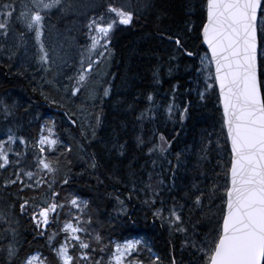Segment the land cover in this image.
<instances>
[{
    "label": "snow or ice",
    "instance_id": "obj_1",
    "mask_svg": "<svg viewBox=\"0 0 264 264\" xmlns=\"http://www.w3.org/2000/svg\"><path fill=\"white\" fill-rule=\"evenodd\" d=\"M149 6L147 2L142 5L144 8ZM87 7L92 14L81 13L86 16L83 24L86 42L80 46L75 74L67 76L69 83L64 85L66 96L76 97L82 92L94 66L110 57L109 45L114 31L119 26L132 25L137 18V12L126 5L116 6L109 2L101 11L92 5ZM71 8L72 5L66 4L65 0H20L19 3L16 0H0V37L9 39L14 25L21 24L28 32L34 33L39 53L37 63L43 71L47 73L55 66L57 73L64 75L63 68L68 66V61L54 50L50 54L42 38L46 20H50L53 10L64 13ZM203 9L205 19L201 22L199 37L207 48L199 56L197 82L200 77L203 78L204 91L197 88L196 92L203 100L206 93L218 88L222 113L220 134L215 141L219 157L216 167L220 169L216 177L222 183H214L208 192L196 184L192 185V190L185 193L192 201L187 221L182 215L185 205L176 202L175 198L172 207L167 209V217L163 207L155 208L152 215L168 224L170 234H184V246L191 249L192 264H264V0H204ZM192 30V27L187 28L188 32ZM20 35L23 37V33ZM160 38L173 42L181 54L188 57L198 55L188 50L179 36L161 33ZM22 43L21 39L7 48L0 45V52L6 53L7 60L12 61ZM170 59H176V56ZM41 80L43 83L38 87L41 95H45L44 85H53V81L44 77ZM108 94V89H105L104 95ZM45 99H48L47 95ZM147 100L152 102L153 96L149 94ZM62 101L63 97L61 100L52 99V103L59 107L64 106ZM13 107L3 104L5 120L13 116ZM173 110L174 105L169 104V117ZM175 110L183 121L189 107L184 106L182 110L176 107ZM146 111L152 113L151 108ZM144 116L145 113H141L138 119ZM150 118L154 119V114ZM69 119L72 124L76 123L71 117ZM96 123L99 124L98 116ZM81 136L88 139L83 127ZM91 136L95 137L94 128ZM158 139L159 143H152L151 146L142 137H137V142L148 148L149 156L157 152L163 156L169 152L171 142L162 134ZM17 143L27 148L29 142L8 128L7 139H0V170L8 173L12 169L0 184V223L8 225L0 230V240H7L10 233L11 242L0 245V264H163L161 256L141 239L117 242L97 231L93 227L88 202L63 188V185L69 184V178L65 176L62 181H57L60 160L55 153L62 142L56 135L55 122L49 125L45 121L39 135L32 141L35 163L30 167L35 171L28 170L27 153L13 148ZM212 143L209 138L208 145ZM63 147L66 152L72 151L70 146ZM120 147L123 148L122 145ZM207 150L201 149L205 153L201 159L206 158ZM10 154L16 159H12ZM152 163L155 167L156 161ZM168 163L171 166L172 162ZM91 167H96L94 160ZM46 176L50 178L46 179ZM131 183L132 192H143L147 197L143 203L152 210L163 190L164 180L154 181L153 175L149 174L144 187L137 189L135 180ZM58 187L60 190H57ZM43 188L47 192L41 198L39 191ZM28 192L37 195H29ZM61 192H66V195L62 197ZM206 196L219 198L222 215L201 235L196 232L199 221L193 223L191 214L203 209ZM128 199H131V194ZM116 200L119 212L127 216L124 201L118 195ZM160 203L163 205V200ZM17 207L19 216L28 218L33 239L45 238L51 260L39 251L21 254L23 247L18 239L21 234ZM189 223L191 236L188 235ZM142 248L149 253L146 259L141 258ZM170 264H177L175 256L171 257Z\"/></svg>",
    "mask_w": 264,
    "mask_h": 264
},
{
    "label": "trees",
    "instance_id": "obj_2",
    "mask_svg": "<svg viewBox=\"0 0 264 264\" xmlns=\"http://www.w3.org/2000/svg\"><path fill=\"white\" fill-rule=\"evenodd\" d=\"M203 1L65 0L66 4L72 5L71 11L64 13L53 11L50 20H46L45 34L42 38L49 51L52 45L59 48L57 43L70 40L73 42V49L70 51L71 59L68 66L63 68L64 75H59L55 66L47 73L43 71L37 63L38 45L31 46V41L27 52L28 55H32L27 59L28 61L17 64L12 60L8 63L6 53L0 52V101L3 102L0 103V131L4 125L11 126L16 135L23 136L29 142L27 148L30 149L32 141L39 135V130L45 121L49 125L55 122L56 135L62 142V146L55 153L60 160L57 181H62L65 176L69 178V184L63 185V188L88 202L93 217V227L97 231L102 232L106 238L110 236L117 242H123L132 237L141 239L152 248L155 254L161 256L163 264H170L172 256H175L177 264H192L191 249L184 246V234L175 232L170 234L169 226L153 217L150 210L141 204L147 197L143 192H132L131 180H135L137 189H140L148 182L149 174L153 175L154 181L163 179L167 186L166 191L161 192L156 204L164 199V204L173 205V198H175L176 202L185 205L182 215L186 221L188 220L190 215L188 209L192 201L185 196V193L192 190V185L196 184L208 192L214 183H222V180L216 177L220 169L216 167L219 157L215 141L220 134L221 124L217 93L214 91L212 97L206 98L197 106H190L186 118L180 125L172 131L170 136L164 135L171 142L167 155L172 163L168 171L152 169L151 160L153 157L156 159L159 153L149 156L148 148L137 142V137H142L148 142V146H151L152 143H159L158 137L151 138L147 129L132 131L131 128L133 124L139 123L135 120V114L141 110L148 94L154 91V74L160 64L159 61L165 56L166 46L170 45L172 48L175 45L173 42L162 40L160 34L174 35L179 32L178 36L184 40L188 50L198 53L204 49L199 37L201 22L205 17ZM109 2L116 6H130L137 12V18L132 25L119 26L114 31L109 45L110 57L102 59L99 65L94 66V71L90 74L82 92L76 97L66 96L64 85L69 83L67 76L75 74L80 46L86 42L84 35L86 30L83 29L86 16L81 13L91 15L88 5L95 6L97 11H101ZM145 2L150 6L142 7ZM137 3H139L138 6ZM82 5L85 7L81 8ZM141 7L145 10L142 11ZM193 19L197 20V24L193 26L194 30L188 33L187 28H183L182 25L183 23L188 25ZM3 41L2 38L0 45H3ZM184 58L187 56L184 55ZM41 77L53 81V85H44L43 91L48 99H45V95H41L38 87L40 83H43ZM117 84H120L122 88L115 94L119 101L117 104L119 110L116 111L111 104L115 99L113 91ZM34 89L37 90L34 91ZM105 89L109 92L107 96L104 95ZM6 94H9V99L4 100ZM62 97L63 107L52 103L53 98L61 100ZM3 104L14 105L13 116L8 120L4 119ZM97 116L99 124L96 123ZM69 117L76 123L72 124ZM82 127L87 132L88 139L81 136ZM145 127L148 126L145 125ZM92 128L95 129L94 138L91 136ZM209 138L213 141L210 146ZM64 145L70 146L72 151H64ZM121 145L123 148L120 147ZM23 148L26 147L23 146ZM202 148L208 149L205 159H201L205 156V153L201 151ZM61 152L64 154L61 155ZM177 154H179V161ZM27 157L28 170L35 171L30 167L35 163L33 152L27 153ZM161 158L160 155L157 160ZM93 160L96 163L95 168L91 167ZM176 164L179 165L178 172L174 170ZM11 171V168L8 173L0 170V184ZM132 173H135V176H131ZM57 190H60L59 187ZM12 191L15 192V189ZM46 192V188L41 189L40 197L43 198ZM28 194L37 195L34 192H28ZM64 195L66 192H61V196ZM117 195L124 201L127 208L138 205L142 206L143 210L132 216H124L119 212ZM221 208L219 198L210 199L206 196L203 209H197L194 214H191L193 223L199 221L196 232L202 235L219 221L222 215ZM16 214L20 220L21 235L18 239L23 247L21 254L39 251L51 260V252L45 247V238L33 239L32 226L28 218L19 216L18 207ZM187 226L188 235L191 236V224ZM6 227L8 225L0 223V230ZM7 235L8 239L0 240V245L11 242V234ZM148 255L146 249L142 248L141 258L146 259Z\"/></svg>",
    "mask_w": 264,
    "mask_h": 264
},
{
    "label": "rangeland",
    "instance_id": "obj_3",
    "mask_svg": "<svg viewBox=\"0 0 264 264\" xmlns=\"http://www.w3.org/2000/svg\"><path fill=\"white\" fill-rule=\"evenodd\" d=\"M19 2H20V0L17 1V3H19ZM138 5H139V3H137V6ZM141 10L143 11L145 9L141 7ZM53 11H55V10H53ZM68 11L70 12L71 9ZM204 15H205V12H204ZM204 19H205V17H204ZM196 24H197V20L193 19L189 22L188 25H187V23H183L182 26H183V28L192 27V29L194 30L193 26ZM191 32H188V33H191ZM21 33H23V37H21V35H20ZM178 33L179 32L174 33L173 37L178 36ZM2 38L3 37H0V41L2 40ZM21 39L23 40V43L20 46L19 50L16 52V56L13 58V60L17 64L28 61L27 59H29V57L32 55V54L28 55L27 51L30 49L28 47V44L30 41L32 44L31 46H35L37 44L35 41L34 33L28 32L21 24L16 23L14 25L12 33L10 34L9 39L5 40L3 38L4 41L2 42V44L4 46H6V48H7L13 44L19 43L21 41ZM165 41H168V40L165 39ZM168 42L170 43V41H168ZM57 44L61 48L60 47L55 48L52 45V49H50V54L54 50L60 56H63L64 58L68 57V59H66V60L69 62V60L71 59L70 58V51L73 49V42L70 40L68 42H60ZM201 44L203 46L202 39H201ZM203 48H204V46H203ZM164 51H165V56L163 59H161L159 61L160 64H159V66H158V68L154 74V79H155L154 80V87H153L154 91H153V93H149L153 96V101L149 102L146 99L141 110L139 112L136 111L137 114H135V120L138 121L139 123L133 124V126L131 128L132 131L133 130L139 131L141 129H147L149 131L148 134L151 135V138H154L155 136H157L159 138V136L161 134L168 137L171 135L172 131L177 126L180 125L181 121L178 117V113L175 110L176 107H179V109L182 110L184 106H188V107L197 106L198 104L202 103L206 98L212 97L214 91L217 93V88H216L215 90L206 93L205 98L203 100H201L199 98V96L197 95V92H196L197 88H199L200 91H204L203 78L200 77L199 83L197 82V77L199 75L197 72V69L200 67L199 56L204 54L205 48L203 50L199 51L197 53L198 54L197 56H194V57H188L187 56V58H184V54H180L179 52H177L176 45H174V47H172V48L170 47V45L168 47L166 46ZM173 55L176 56V59H170V57ZM5 57L7 59V54H5ZM78 61L79 60H76L77 64H78ZM11 62L12 61H8V63H11ZM121 88H122V86H120V84L115 85V90L113 91L114 96H115V94H117V90L121 89ZM8 95L7 94L5 95L4 100L9 99ZM117 100H118V97L115 96V99L112 100V104H111L112 108L116 111L119 110V108L117 109V104L119 103V101H117ZM218 102H219V99H218ZM169 104L174 105V110H173L171 117H169L168 112H167V107ZM219 107H220V105H219ZM149 108L152 109L151 114L146 111ZM220 110H221V108H220ZM141 113H145V116L143 119H138V117L141 116ZM152 114H154V119L150 118V116ZM141 121L144 125L141 123ZM145 125L148 127L146 128ZM103 126L106 127L105 125H103ZM8 128H11V126H9V125L5 126L4 125V127H2V130L0 131V139H7ZM23 146L24 145H20L19 143H17V145H13V148L17 151L26 152V153H32L33 152L32 147L30 149L29 148L24 149ZM10 156L15 157V156H12V154H10ZM158 158H160L159 154L156 155V159L154 157L152 158L151 168L168 171V169L170 168V165L168 163L169 160H168L167 153H165L161 159L157 160ZM34 159H35V157L33 155V160ZM153 160H155V161L157 160L155 167H153V163H152ZM149 163H150V160H149ZM174 170H175V172L179 171V165L178 164H176ZM166 187L167 186L164 184L163 190L161 192L166 191ZM162 200H164V199H162ZM141 204L143 206L145 205L143 203V201ZM145 206L148 210H150L147 205H145ZM159 207L164 208V210H165L164 216L167 217L168 216L167 209L172 207V205H169L168 203L164 204V205H161V203H157V204H155L154 208L152 210H150L151 214H152V211L155 210V208H159ZM141 210H143V207L138 206V205H131V206H129V208H127L129 216H132L136 212H141ZM163 223L167 224L166 222H163ZM134 238H136V237H132L130 239H134Z\"/></svg>",
    "mask_w": 264,
    "mask_h": 264
},
{
    "label": "water",
    "instance_id": "obj_4",
    "mask_svg": "<svg viewBox=\"0 0 264 264\" xmlns=\"http://www.w3.org/2000/svg\"><path fill=\"white\" fill-rule=\"evenodd\" d=\"M204 45V44H203ZM204 47H205V49L207 48V46L206 45H204ZM217 92H218V88H217ZM221 108V107H220ZM221 112H222V108H221Z\"/></svg>",
    "mask_w": 264,
    "mask_h": 264
},
{
    "label": "bare ground",
    "instance_id": "obj_5",
    "mask_svg": "<svg viewBox=\"0 0 264 264\" xmlns=\"http://www.w3.org/2000/svg\"><path fill=\"white\" fill-rule=\"evenodd\" d=\"M204 46V45H203ZM205 48V47H204Z\"/></svg>",
    "mask_w": 264,
    "mask_h": 264
}]
</instances>
